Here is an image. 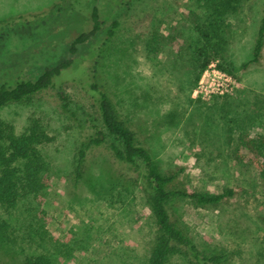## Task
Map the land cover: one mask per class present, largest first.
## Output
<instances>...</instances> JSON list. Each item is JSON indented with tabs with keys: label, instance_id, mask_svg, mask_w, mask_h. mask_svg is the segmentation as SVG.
<instances>
[{
	"label": "rangeland",
	"instance_id": "374dc122",
	"mask_svg": "<svg viewBox=\"0 0 264 264\" xmlns=\"http://www.w3.org/2000/svg\"><path fill=\"white\" fill-rule=\"evenodd\" d=\"M93 7L101 30L70 54L73 39L92 27ZM263 15L264 0H0V85L73 60L53 87L0 109L16 134L35 115L52 138L40 147L48 163L44 189L16 209L0 206V225L7 224L11 241H0V263H17L23 253L45 247L51 264L147 262L155 226L139 185L129 181L136 173L103 147L89 151L88 180L74 182L72 172L75 147L96 116L86 91L89 68L117 20L96 78L120 113L134 118L164 171L180 172L177 186L235 189L207 207L181 198L173 218L188 226L200 248L228 252L224 264H264V44L250 62ZM199 48L210 60L201 72ZM59 94L81 128H67ZM35 213L55 238V251L47 241L38 245V236L22 239ZM83 237L88 250L78 247Z\"/></svg>",
	"mask_w": 264,
	"mask_h": 264
},
{
	"label": "trees",
	"instance_id": "16d2710c",
	"mask_svg": "<svg viewBox=\"0 0 264 264\" xmlns=\"http://www.w3.org/2000/svg\"><path fill=\"white\" fill-rule=\"evenodd\" d=\"M92 27L81 32L70 44L69 52L74 54L79 45L95 36L102 27L96 7L91 10ZM118 21L113 20L106 28L105 40L102 48L98 49L97 56L89 68L86 91L92 99V106L96 116L89 119V130L83 131L75 147L72 172L74 182L85 177V166L89 151L94 147H103L115 160L126 164L136 176L130 177L132 184L139 185L147 206L149 207L153 222V243L147 256L146 264H224L229 253L224 250L200 248L194 237L189 233L188 226L182 221L173 218L171 212L174 204L181 198H187L198 207L216 205L226 198L233 197L235 189H225L221 193L197 191L191 188L177 186L179 171H164L151 149L140 137L135 128L134 118L123 116L107 88L96 78L97 68L102 59L106 57L112 46ZM264 44V15L259 21L250 62H256ZM203 49L195 51L203 59L198 64L199 71L204 70L210 63L208 53ZM72 59H64L57 65L45 69L33 79H16L10 83L0 85V109L12 103L31 100L35 95L54 86L56 79L72 65ZM198 77V76H197ZM197 78L195 79V81ZM62 109L68 114L67 124L69 130L81 128V123L64 94H59ZM65 114V115H66ZM169 121L174 115L168 116ZM76 127H75V126ZM47 126L39 116L31 115L23 132L16 134L13 126L0 117V206L6 210L16 209L23 201L35 199L45 187L42 182L43 175L48 171V163L44 159L40 147L51 141ZM261 179L264 180V156H260ZM25 211L32 208H25ZM23 210V211H24ZM35 213L30 220L28 232L22 239H33L38 236L41 243H47L56 250V240L48 235ZM29 223V222H28ZM27 223V224H28ZM26 224V225H27ZM33 226V228H32ZM7 224L0 225V241L9 245ZM80 242V243H79ZM78 247L89 249V241L81 238ZM50 252H25L17 263L3 262L0 264H51ZM1 259V258H0Z\"/></svg>",
	"mask_w": 264,
	"mask_h": 264
}]
</instances>
